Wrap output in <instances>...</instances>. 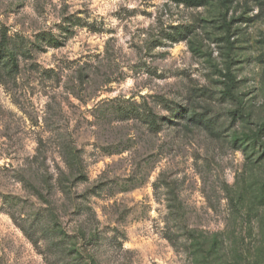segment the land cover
I'll return each mask as SVG.
<instances>
[{
	"label": "rangeland",
	"instance_id": "rangeland-1",
	"mask_svg": "<svg viewBox=\"0 0 264 264\" xmlns=\"http://www.w3.org/2000/svg\"><path fill=\"white\" fill-rule=\"evenodd\" d=\"M0 264H264V0H0Z\"/></svg>",
	"mask_w": 264,
	"mask_h": 264
},
{
	"label": "trees",
	"instance_id": "trees-1",
	"mask_svg": "<svg viewBox=\"0 0 264 264\" xmlns=\"http://www.w3.org/2000/svg\"><path fill=\"white\" fill-rule=\"evenodd\" d=\"M174 1L186 4V5H189V6H196V5H198L201 2V0H174ZM230 87H231V85L225 90V93L227 95H231L230 94Z\"/></svg>",
	"mask_w": 264,
	"mask_h": 264
}]
</instances>
